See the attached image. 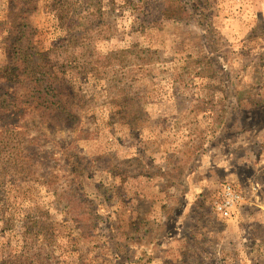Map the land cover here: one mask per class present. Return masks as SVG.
I'll return each instance as SVG.
<instances>
[{
  "label": "rangeland",
  "instance_id": "1",
  "mask_svg": "<svg viewBox=\"0 0 264 264\" xmlns=\"http://www.w3.org/2000/svg\"><path fill=\"white\" fill-rule=\"evenodd\" d=\"M30 1L76 119L0 111V264H264V0H0V77Z\"/></svg>",
  "mask_w": 264,
  "mask_h": 264
},
{
  "label": "trees",
  "instance_id": "2",
  "mask_svg": "<svg viewBox=\"0 0 264 264\" xmlns=\"http://www.w3.org/2000/svg\"><path fill=\"white\" fill-rule=\"evenodd\" d=\"M54 5V9L60 17L58 18L59 21L70 19L68 25L74 23L73 18L78 15L75 12V17H71L73 16L71 14H74L71 12V2L58 0ZM37 9L38 6L35 1L28 2L27 9L11 8L14 19L11 23L8 44L5 49L8 63L4 75L0 77V111L8 119H13L20 113H24L28 108H43L62 123L73 126L76 117L66 107L63 95L56 88L57 78L42 61L44 56H41L31 45L32 36L28 31H32V29L28 27L26 20L22 18L25 13H33ZM22 85L29 93L19 98L17 87ZM8 87L12 91H9Z\"/></svg>",
  "mask_w": 264,
  "mask_h": 264
},
{
  "label": "built area",
  "instance_id": "3",
  "mask_svg": "<svg viewBox=\"0 0 264 264\" xmlns=\"http://www.w3.org/2000/svg\"><path fill=\"white\" fill-rule=\"evenodd\" d=\"M237 196L231 186H227L223 193V202L217 204V208L224 216H229L231 209L236 203Z\"/></svg>",
  "mask_w": 264,
  "mask_h": 264
}]
</instances>
